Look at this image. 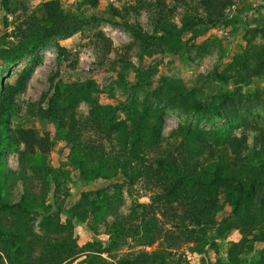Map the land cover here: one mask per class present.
<instances>
[{
	"label": "rangeland",
	"instance_id": "rangeland-1",
	"mask_svg": "<svg viewBox=\"0 0 264 264\" xmlns=\"http://www.w3.org/2000/svg\"><path fill=\"white\" fill-rule=\"evenodd\" d=\"M4 1L0 87L31 72L12 117L0 125L2 198L29 210L3 218L21 226L25 263L59 264L94 245V252L63 264H116L140 251L161 254L158 264L180 258L182 264H264V210L257 200L236 216L227 188H203L193 198V179L204 180L205 169L219 166L247 180L258 173L260 159L253 168L232 166L230 141L243 138L242 123L191 110L202 94L264 96V77L249 79L238 65L239 57L264 47V0H245L227 10L223 22L185 29L179 39L155 34L153 0H99L96 8L58 0L67 12L97 21L16 62L5 52L15 46L11 34L23 10L7 12ZM48 1L5 4L21 2L31 13ZM189 3L194 8L198 0ZM183 16L179 10L169 23L180 29ZM74 84H90L92 101H81L74 113L66 110L59 121L38 116L56 88L62 93ZM248 117L264 124V108ZM22 130L47 137L49 153L31 156L15 137ZM245 134L241 152L254 146V133ZM175 160L178 168L158 164ZM152 204L154 210L142 207ZM157 226L159 240L145 245ZM3 248L0 240V264H10Z\"/></svg>",
	"mask_w": 264,
	"mask_h": 264
},
{
	"label": "trees",
	"instance_id": "trees-1",
	"mask_svg": "<svg viewBox=\"0 0 264 264\" xmlns=\"http://www.w3.org/2000/svg\"><path fill=\"white\" fill-rule=\"evenodd\" d=\"M238 1L198 0L197 6L193 8L189 0H170L172 7L169 8L167 0H153L155 34L161 38L173 37L179 39L185 29L191 30L195 26H209L221 23L226 17L227 10L245 0ZM5 3H7V0L4 1V8H6L7 12L13 13L16 10H23V17L17 20L14 31L11 34L15 46H6L5 59H10L13 62L31 56L53 39L71 37L83 30L85 26H90L97 21L95 18L90 20L81 19L67 12L58 0L45 2L31 13L26 11L27 9L21 2L15 3V8H8ZM84 4L89 5L91 8H96L99 6V0H84ZM179 10L184 12L182 28L180 29L169 23L170 18H174ZM98 34L99 37H104L101 32H98ZM62 50L65 51L64 49ZM249 55L252 57L254 63L249 62ZM238 59L242 61L238 62L239 69L245 71L249 79L264 77V47L247 52L246 56L239 57ZM30 74L31 72L29 73L26 70L15 84L5 83L0 87V125L9 122L12 117L15 96L20 91L26 89ZM213 76L222 83H227L228 81L224 74L217 71L213 73ZM90 88H92L90 84H74L63 89L62 93L61 87L56 88L47 107L39 109L38 116L54 121L62 120L63 113H68L66 110L74 113L81 101H92L89 96ZM62 103L67 104V107L61 108ZM257 107L264 108V96L261 93L248 96L240 94L237 98L224 94L209 97L202 94L191 106L194 114L202 115L208 113L218 118L232 117L235 121L242 123L243 130L241 136L243 138H233L230 141L232 166L240 169H249L255 167L254 161L256 159H260L258 173L247 180L233 173H226L219 166H216L217 168L205 169L206 178L204 180L201 178L193 179V198L203 188H227L229 191L227 192L228 204L231 205L236 216L253 200H257L259 208L264 210V124L261 122L251 124L248 117L252 110ZM136 131H139V127L136 128ZM248 131L254 133L253 150L241 152L239 149L243 147L242 145H245L247 137L245 133ZM15 137L24 144L26 151L31 156L48 154L50 151V143L47 137L38 138L32 132L26 130L17 132ZM158 164L164 168L167 166L179 167L176 160L169 163L168 161H158ZM53 181L56 184V180L53 179ZM178 201L173 200V203ZM173 203L170 205H173ZM150 206L154 210L153 204L142 207L147 209ZM31 210H37L36 206H32ZM28 211L22 206L21 202L17 204L5 202L0 190V240L4 247L3 252L10 264H28L25 263L22 257L24 256L25 239L23 234H21V226L19 224H15L14 226L7 225L3 216L6 214L18 216ZM70 221L69 225L73 228L76 221L73 218ZM161 232L162 228H159V226L152 229L149 232L151 241L145 245H152L155 241L159 240L157 234ZM94 249V245H89L85 251L80 253L75 252L65 260H61L59 264H63L69 260L72 261L84 252H94ZM160 255L146 251L132 252L120 258L116 264H158L157 258ZM180 261L181 263L177 264H182L181 258Z\"/></svg>",
	"mask_w": 264,
	"mask_h": 264
}]
</instances>
